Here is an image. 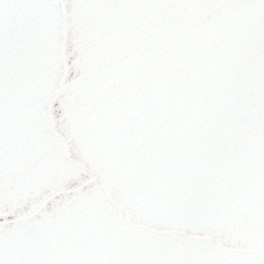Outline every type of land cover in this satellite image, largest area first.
Here are the masks:
<instances>
[{
	"label": "snow or ice",
	"instance_id": "1",
	"mask_svg": "<svg viewBox=\"0 0 264 264\" xmlns=\"http://www.w3.org/2000/svg\"><path fill=\"white\" fill-rule=\"evenodd\" d=\"M62 5L100 14L97 57L68 61L53 110L116 203L54 138L44 157L20 143L26 96L45 105L65 73ZM13 160L27 219L5 206ZM0 264H264V0H0Z\"/></svg>",
	"mask_w": 264,
	"mask_h": 264
},
{
	"label": "water",
	"instance_id": "2",
	"mask_svg": "<svg viewBox=\"0 0 264 264\" xmlns=\"http://www.w3.org/2000/svg\"><path fill=\"white\" fill-rule=\"evenodd\" d=\"M61 12L64 16V27L61 32L59 42V54L65 63V73L62 75L57 87L48 96L45 105L37 107L36 94L30 90L24 100V134L20 138V143L27 146L30 150L35 146L40 157L51 155L56 148L53 138L63 147L64 156L78 173L87 174L93 183L100 184L105 188L108 198L116 203V187L109 188L105 185V173L98 159L89 155L88 150L80 141L78 135L71 130V126H62L60 118L56 116L53 108L56 101L66 96L65 83L67 77L72 73V65L68 61L76 59L77 68H83L81 58H84L88 66L95 63L97 52L95 50L94 39L91 35L96 28L99 13L90 10L69 11L64 5L61 6ZM46 58L47 53L41 50L39 54ZM33 69V79L37 86L45 83V73L43 60L34 61L31 64ZM69 99L71 94L67 93ZM77 105L86 106V97L75 98ZM15 105L13 106V129L9 137V142L15 148L19 133L15 125ZM41 114L46 115V124L41 123ZM39 159L32 158L26 162L25 170L30 171L38 166ZM20 172L15 166V161H11L6 167L4 183L5 206L10 212L15 213L11 216L13 220L27 219L33 216L39 207L33 205L31 199H18L16 196V182ZM76 185L71 184V178H66L64 184L56 189L57 192L70 193L76 190ZM132 223H138L135 219Z\"/></svg>",
	"mask_w": 264,
	"mask_h": 264
}]
</instances>
